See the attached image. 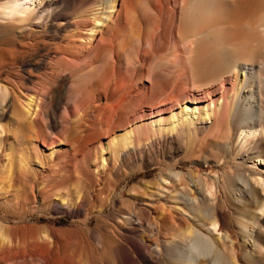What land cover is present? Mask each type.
<instances>
[{
	"label": "bare ground",
	"instance_id": "1",
	"mask_svg": "<svg viewBox=\"0 0 264 264\" xmlns=\"http://www.w3.org/2000/svg\"><path fill=\"white\" fill-rule=\"evenodd\" d=\"M45 1L10 0L0 4V21H6L9 28H23ZM140 1L87 0L95 3L92 9L97 11L85 10L87 15L73 22L78 29L77 39L60 47L65 50L57 52L46 64V75L30 82L15 81V86L24 85V101L19 109L15 108L18 131L32 132L44 118L58 121L64 135L73 132L72 127L76 125H88L87 138L79 143L82 149L97 144L101 151L94 157L90 152L81 155L88 162V168L95 169H88L86 174L91 172L97 178L105 171L118 168L121 160L152 151L153 147H174L185 137L199 135L204 129L226 130L224 141L212 145L220 146L234 163L253 162L251 173L240 172L222 180L212 170L206 177L195 172L184 174L175 168L169 170L149 194L158 196L169 206L163 220L173 230L170 239L163 244L132 241L129 236L143 228L144 221L126 218L122 227L123 223L130 225L128 233L121 234L127 235L128 240L127 244H121L122 253H117V259L121 264H254L256 260L264 261V195L261 193L264 192V175L256 168L264 166L261 155L264 146V0H145L143 4L147 3L151 17L140 14L143 6ZM137 17L141 20L138 26ZM167 38L170 41L167 53L151 61L149 70L145 69L147 60L138 64L150 81H143L136 90L130 91V77L136 74L138 66L137 55H130L132 46L146 52V48L153 50L160 40ZM2 62L0 55V64ZM125 62L127 66L123 65ZM61 73L77 80L72 87L73 103L62 117H56L54 102L48 104V97L53 87L61 91V86L65 85V81H60ZM171 82L176 84L173 96L166 92ZM186 84H191L193 89L188 90ZM251 95L262 102L253 111ZM12 99L11 89L0 81V102ZM190 103L194 107L189 106ZM145 118L150 120L143 121ZM122 125L123 129L114 133ZM2 130L5 132L3 126ZM103 138L108 140L104 145ZM56 140L64 143L62 139ZM55 144H44L52 151L51 156L58 153ZM224 164L214 163L218 168ZM28 165L24 162V167ZM11 170V162L6 159L1 162L0 185ZM57 176V171L50 170L49 184L43 185L44 201L52 197L55 187L59 186L51 185ZM222 188L231 192L229 198L233 205L248 212L251 218L243 213L233 217L224 204ZM148 189L147 186L139 188L143 194L148 193ZM56 192L57 201L66 202L63 197L59 199L60 189ZM81 192L76 194L75 204L83 203ZM175 215H179V221ZM155 219L152 216V221ZM19 230L0 219V264H16L24 251L22 234L25 233ZM33 230L37 232L36 228ZM35 237L38 239L29 244L32 243L30 247L41 264L60 263L55 250L61 241L58 243L49 233Z\"/></svg>",
	"mask_w": 264,
	"mask_h": 264
},
{
	"label": "rangeland",
	"instance_id": "2",
	"mask_svg": "<svg viewBox=\"0 0 264 264\" xmlns=\"http://www.w3.org/2000/svg\"><path fill=\"white\" fill-rule=\"evenodd\" d=\"M9 1L0 0V4ZM143 1L145 0L140 1L142 2L140 6L143 5L140 14L151 17L152 12ZM93 5L95 6V3H89L87 0H46L36 9L34 17L23 28H9L6 21H0V55L3 61L0 64V81L9 87L13 94L12 101L0 102V164L5 159L12 164V170L5 174L3 184L0 185V219L3 218L7 224L20 229L19 233L26 234H22L25 246L20 259L15 260L16 264H41L39 256L36 253L34 255L30 245L34 239L35 241L38 239L35 236L39 235L40 238L44 233L53 235L58 243L61 241L55 250L59 257L58 264H62V261L65 262L63 264H121L117 257L122 253L121 244H127L128 240V236L121 232L127 234L130 226L123 223L122 227V222L126 218H140L144 221V227L129 236L132 241L147 243L158 241L163 244L164 240L170 239L173 230L170 229L169 223L163 220L169 206L165 201L161 202L158 196L152 197L149 194L153 192L152 188L156 186L158 179L169 170L175 168L184 174L195 172L204 177L212 170L222 180L226 176H235L240 172L245 175L251 173L250 167L252 168L253 162L247 165L241 161L234 163L220 146L212 145L224 141L226 130L212 132L204 129L199 135L185 137L174 147L167 149L153 147L152 151L147 150L136 157L121 160L118 168L105 171L97 178L90 171V175L86 174L89 169L88 162L81 155L82 152H90L94 157L101 151L97 144L82 149L79 141L87 138L88 125H76L72 127L73 132L69 131L64 135L58 121L44 118V122L32 132L24 134L18 131L15 108L19 109L21 102L24 101V85L15 86V81L23 83L44 77L47 73L46 64L57 52L65 50L60 47L77 39L78 29L73 26V22L86 16L85 10H92L89 13L96 12L97 10L92 9ZM137 18L138 23L134 20L136 26L141 22L140 17ZM105 37L109 38L107 35ZM167 39L160 40L158 47L155 46L156 49L146 48V52L145 49L138 50L137 46L133 45L130 55L133 57L137 55L135 60L137 65L147 60L145 67L147 71L152 62L167 53L170 44L169 38ZM120 54L125 61L124 54L121 52ZM125 63L123 65L127 66ZM135 72L136 74L130 77L129 86L132 87L130 91L136 90L143 81H150L143 75L139 65ZM60 76V81H65V85L61 86L63 87L61 91L53 87L48 97V104L54 102L53 112L56 117H62L65 109L73 103L72 87L77 80L76 77L65 76L62 73ZM175 87L176 84L171 82L165 91L172 96L176 95ZM186 88L193 89L191 84H186ZM251 101L252 111L262 104L261 99H257L255 95H251ZM189 106L194 107L191 103ZM176 111L179 112V109ZM147 120L150 119H143ZM122 129L123 125L114 133ZM56 138L62 139L64 143L60 144ZM52 142H56L54 147L58 150L53 156L52 151L46 147ZM107 142V139H102L103 145ZM261 155L264 156V146L261 148ZM217 161L225 164L218 168L214 165ZM24 162L29 165L24 167ZM7 165L10 166V163ZM256 168L264 175L263 165ZM50 170L58 172L57 179L51 185L54 187L58 184L59 188L55 187L52 197L44 201L43 185L49 184L47 176ZM145 186L150 190L143 194L139 188ZM57 189L61 191L59 199L63 197L68 205L66 202L63 203L62 199L57 201ZM221 190L224 204L233 217H239V214L243 213L246 218H251L248 212L233 205L229 198L231 192L224 188ZM78 192L84 197L80 205L75 204ZM261 193L264 195V192ZM69 195H72V198ZM152 216L156 218L155 221H152ZM175 216L179 221V215ZM35 228L37 232L33 230ZM30 242L32 243L29 244ZM146 253L147 251L144 254ZM254 264H264V261L256 260Z\"/></svg>",
	"mask_w": 264,
	"mask_h": 264
}]
</instances>
